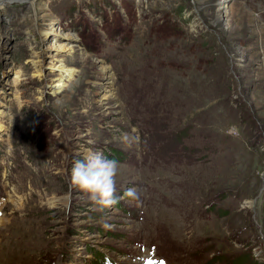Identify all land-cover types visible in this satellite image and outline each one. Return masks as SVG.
<instances>
[{"label":"rangeland","instance_id":"1","mask_svg":"<svg viewBox=\"0 0 264 264\" xmlns=\"http://www.w3.org/2000/svg\"><path fill=\"white\" fill-rule=\"evenodd\" d=\"M0 212V264H264V0H0Z\"/></svg>","mask_w":264,"mask_h":264},{"label":"clouds","instance_id":"2","mask_svg":"<svg viewBox=\"0 0 264 264\" xmlns=\"http://www.w3.org/2000/svg\"><path fill=\"white\" fill-rule=\"evenodd\" d=\"M118 162L104 158L99 153L86 154L76 160L71 170L73 186L87 194L101 209H111L121 197L116 195ZM125 196L137 200L135 189H128Z\"/></svg>","mask_w":264,"mask_h":264},{"label":"bare ground","instance_id":"3","mask_svg":"<svg viewBox=\"0 0 264 264\" xmlns=\"http://www.w3.org/2000/svg\"><path fill=\"white\" fill-rule=\"evenodd\" d=\"M64 83L63 82H60L59 84H57L55 87H56V89L57 90H60V88L62 87V85H63ZM1 213V212H0ZM149 258H150V255H146V259H147V261L149 260ZM142 264H145V263H142Z\"/></svg>","mask_w":264,"mask_h":264},{"label":"snow or ice","instance_id":"4","mask_svg":"<svg viewBox=\"0 0 264 264\" xmlns=\"http://www.w3.org/2000/svg\"><path fill=\"white\" fill-rule=\"evenodd\" d=\"M161 264H163V262H161Z\"/></svg>","mask_w":264,"mask_h":264}]
</instances>
